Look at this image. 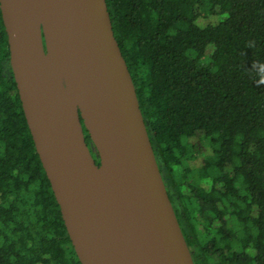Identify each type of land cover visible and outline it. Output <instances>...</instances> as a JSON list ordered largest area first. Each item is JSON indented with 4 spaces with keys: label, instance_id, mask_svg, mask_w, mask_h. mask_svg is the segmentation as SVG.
I'll return each mask as SVG.
<instances>
[{
    "label": "trees",
    "instance_id": "trees-1",
    "mask_svg": "<svg viewBox=\"0 0 264 264\" xmlns=\"http://www.w3.org/2000/svg\"><path fill=\"white\" fill-rule=\"evenodd\" d=\"M106 3L194 264H264V84L252 68L264 64V0ZM0 264H80L26 123L1 11Z\"/></svg>",
    "mask_w": 264,
    "mask_h": 264
},
{
    "label": "water",
    "instance_id": "water-1",
    "mask_svg": "<svg viewBox=\"0 0 264 264\" xmlns=\"http://www.w3.org/2000/svg\"><path fill=\"white\" fill-rule=\"evenodd\" d=\"M0 11L26 123L80 264H194L106 0H0Z\"/></svg>",
    "mask_w": 264,
    "mask_h": 264
},
{
    "label": "clouds",
    "instance_id": "clouds-1",
    "mask_svg": "<svg viewBox=\"0 0 264 264\" xmlns=\"http://www.w3.org/2000/svg\"><path fill=\"white\" fill-rule=\"evenodd\" d=\"M253 69H258V74L260 78L256 81V83L264 84V64H259L258 62L254 61L252 65Z\"/></svg>",
    "mask_w": 264,
    "mask_h": 264
},
{
    "label": "rangeland",
    "instance_id": "rangeland-1",
    "mask_svg": "<svg viewBox=\"0 0 264 264\" xmlns=\"http://www.w3.org/2000/svg\"><path fill=\"white\" fill-rule=\"evenodd\" d=\"M220 19V15H217L215 17H208L205 21L206 22H212L215 23ZM207 53H210V46L207 48Z\"/></svg>",
    "mask_w": 264,
    "mask_h": 264
},
{
    "label": "flooded vegetation",
    "instance_id": "flooded-vegetation-1",
    "mask_svg": "<svg viewBox=\"0 0 264 264\" xmlns=\"http://www.w3.org/2000/svg\"><path fill=\"white\" fill-rule=\"evenodd\" d=\"M88 143V142H87ZM93 156H95V154L93 153ZM96 157V156H95ZM96 162H98V158L95 159ZM198 261V264H205L204 261H201L200 257L199 259L197 260Z\"/></svg>",
    "mask_w": 264,
    "mask_h": 264
}]
</instances>
